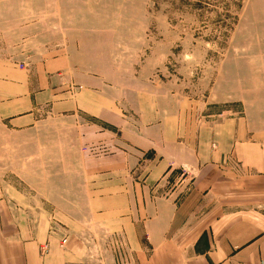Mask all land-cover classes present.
Wrapping results in <instances>:
<instances>
[{"label":"crops","instance_id":"crops-1","mask_svg":"<svg viewBox=\"0 0 264 264\" xmlns=\"http://www.w3.org/2000/svg\"><path fill=\"white\" fill-rule=\"evenodd\" d=\"M50 53L21 69L0 61V128L36 133L49 115L89 117L76 139L96 154H85L74 194L88 215L79 232L6 207L17 217L0 219V264H104L86 252L92 223L123 247L108 264H264V133L233 118L182 125L181 110L161 114L150 94L115 87L68 47ZM69 82L81 87L70 94ZM113 120V130L101 124ZM178 165L194 175L177 179Z\"/></svg>","mask_w":264,"mask_h":264},{"label":"rangeland","instance_id":"rangeland-1","mask_svg":"<svg viewBox=\"0 0 264 264\" xmlns=\"http://www.w3.org/2000/svg\"><path fill=\"white\" fill-rule=\"evenodd\" d=\"M65 46L115 87L150 94L161 114L181 110L182 125L233 118L264 133V0H0V61L21 69ZM80 87L69 82L66 91ZM77 116L44 117L36 133L0 128V219L16 218L5 210L16 205L30 220L79 230L87 199L74 194H82L85 154L96 152L85 137L77 141L89 118ZM174 173L194 170L178 165ZM90 225L91 260L119 257L121 242Z\"/></svg>","mask_w":264,"mask_h":264}]
</instances>
